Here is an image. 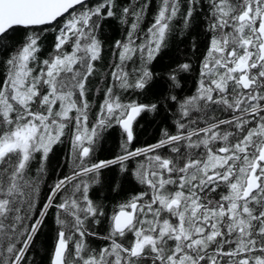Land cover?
Masks as SVG:
<instances>
[{"label": "snow or ice", "instance_id": "snow-or-ice-1", "mask_svg": "<svg viewBox=\"0 0 264 264\" xmlns=\"http://www.w3.org/2000/svg\"><path fill=\"white\" fill-rule=\"evenodd\" d=\"M201 13L206 49L181 95L193 61L157 60L174 22L190 29ZM113 21L125 31L108 45ZM108 47L96 106L90 78ZM0 69V264H29L50 214L49 264H264V0H0ZM161 112L172 129L134 147L139 119ZM115 129L120 151L96 159ZM66 137L73 170L41 204Z\"/></svg>", "mask_w": 264, "mask_h": 264}, {"label": "trees", "instance_id": "trees-1", "mask_svg": "<svg viewBox=\"0 0 264 264\" xmlns=\"http://www.w3.org/2000/svg\"><path fill=\"white\" fill-rule=\"evenodd\" d=\"M119 3L127 5L129 0H119ZM156 6L159 5V0H155ZM154 8L149 10L148 16L145 20L147 26L153 18ZM175 33L167 41V47L164 48L157 60V65L160 68L167 67L170 64H175L184 60H192L195 65V70L191 74L184 75V88L181 95H188L194 92L196 87V81L198 76L200 60L205 52L207 43V34L205 32L204 15L201 13L192 22L190 29H184L182 24L177 20ZM125 29H123L117 22L113 21L106 29L107 43L111 45L115 40L123 38ZM54 31L45 33L43 50L41 57L46 58L47 54L51 50V46L54 42ZM18 35L22 36L21 30ZM193 44L197 47L194 49ZM112 63L111 48L108 47L103 54V60L97 65L98 73L90 78L91 92L90 98L93 100L94 105L98 106L103 98V88L105 87L107 80L105 79L110 69L107 67ZM2 71V69H0ZM99 89V91H97ZM98 110V107H93L92 113L94 114ZM91 117V116H90ZM91 119V118H90ZM168 127L172 129V121L168 114L161 112L158 115L144 116L139 119L138 126H134L136 140L133 142L134 147H142L151 143H155L160 136L161 128ZM120 137L119 130H113L111 136L105 143L102 144L100 150L96 153V159L112 158L120 151L119 148ZM71 142L70 138H65L63 144L57 145L50 154L47 162V172L44 182L40 186V203L42 204L44 198L48 194L50 186L59 177L66 174H71L74 164L70 157ZM142 159V158H141ZM116 169L111 168L104 172L106 177L115 175ZM108 193L101 192L100 197L107 196ZM125 194L121 193L119 196L112 194L109 199L103 200L106 210L110 209L116 201L124 199ZM107 223L102 220L96 230L100 233H105L107 229ZM53 217L50 214L46 227L42 228L41 232L37 235L33 243L31 255L29 258V264L34 260L35 264H49V254L52 247V237L54 235ZM93 246H99L103 243L101 240H95L89 238Z\"/></svg>", "mask_w": 264, "mask_h": 264}, {"label": "bare ground", "instance_id": "bare-ground-1", "mask_svg": "<svg viewBox=\"0 0 264 264\" xmlns=\"http://www.w3.org/2000/svg\"><path fill=\"white\" fill-rule=\"evenodd\" d=\"M91 118V117H90Z\"/></svg>", "mask_w": 264, "mask_h": 264}]
</instances>
